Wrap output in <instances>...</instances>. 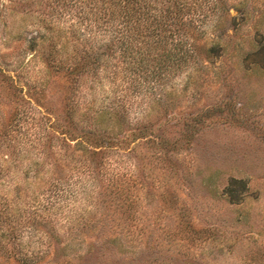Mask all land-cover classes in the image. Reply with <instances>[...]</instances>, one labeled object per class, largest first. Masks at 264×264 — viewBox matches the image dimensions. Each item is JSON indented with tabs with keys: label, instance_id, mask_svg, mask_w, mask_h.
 Returning a JSON list of instances; mask_svg holds the SVG:
<instances>
[{
	"label": "rangeland",
	"instance_id": "374dc122",
	"mask_svg": "<svg viewBox=\"0 0 264 264\" xmlns=\"http://www.w3.org/2000/svg\"><path fill=\"white\" fill-rule=\"evenodd\" d=\"M199 1L197 53L150 87L45 67L89 4L0 0V264H264V0Z\"/></svg>",
	"mask_w": 264,
	"mask_h": 264
},
{
	"label": "trees",
	"instance_id": "16d2710c",
	"mask_svg": "<svg viewBox=\"0 0 264 264\" xmlns=\"http://www.w3.org/2000/svg\"><path fill=\"white\" fill-rule=\"evenodd\" d=\"M80 1L89 4V8L80 5ZM201 2L199 0H88L87 2L69 0L65 3V0H59L63 8L69 4L68 10L77 8L79 4L80 8L75 14L80 13L81 21L84 20L86 26L95 25L94 28H89L87 40L92 37L94 39L96 34L100 33L101 42L96 45L91 39L90 44L80 48L74 47L68 56L58 60H56L58 50L55 51L51 46L50 53L46 54L42 61L45 67L51 68L52 71L64 70L70 80L77 83L76 86L79 85L81 77L89 75L91 80L103 68L111 66L109 69L114 77L122 72L120 79L124 76L123 78L131 84L145 81L152 87L154 84L149 82L153 80L152 78L160 81L158 77L173 72L189 55L193 56L197 53L198 46L194 33L206 17V14L199 11ZM207 2L210 3L209 7L212 10L210 12L219 11L213 13L217 15L216 17L226 10L223 6L224 0H207ZM51 51L55 52L54 56H51ZM115 105L122 109L124 107L119 103ZM113 111L97 114L89 128L83 130L91 136L94 143L108 140L110 143L117 138L118 132L114 130H119L124 125L125 115L123 111ZM108 115L112 117V122L102 128L101 120L107 118L108 124ZM89 151L96 153L93 148ZM97 166V161H93V166L90 165L94 171Z\"/></svg>",
	"mask_w": 264,
	"mask_h": 264
}]
</instances>
